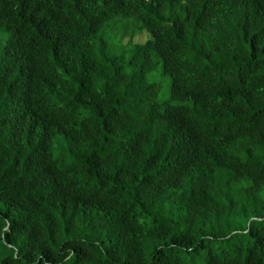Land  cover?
<instances>
[{"label":"trees","instance_id":"obj_1","mask_svg":"<svg viewBox=\"0 0 264 264\" xmlns=\"http://www.w3.org/2000/svg\"><path fill=\"white\" fill-rule=\"evenodd\" d=\"M2 33L0 264H264V0H0Z\"/></svg>","mask_w":264,"mask_h":264},{"label":"rangeland","instance_id":"obj_2","mask_svg":"<svg viewBox=\"0 0 264 264\" xmlns=\"http://www.w3.org/2000/svg\"><path fill=\"white\" fill-rule=\"evenodd\" d=\"M112 41L119 43L120 41V31L119 29H114L113 33L111 34ZM152 38V34L149 32H143L141 34L136 35L135 37H124L123 38V45H127L129 42L142 44L146 43L149 39ZM7 43V38L5 34H0V45H5ZM151 80L157 81L163 85L162 91L159 97L160 101H165L170 97V79L166 76L163 72L162 67L160 66L157 71L154 73V76H151Z\"/></svg>","mask_w":264,"mask_h":264}]
</instances>
